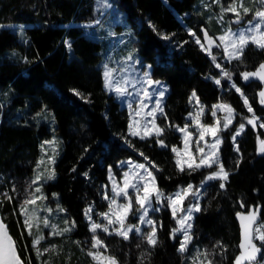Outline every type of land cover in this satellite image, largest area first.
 <instances>
[{"label":"trees","instance_id":"16d2710c","mask_svg":"<svg viewBox=\"0 0 264 264\" xmlns=\"http://www.w3.org/2000/svg\"><path fill=\"white\" fill-rule=\"evenodd\" d=\"M117 1L136 31L143 62L152 65L154 78L170 86L165 115L160 119L165 130L160 139L168 147H161L156 137H135L131 141L160 167L157 184L164 193L180 185L199 184L210 169L179 170L171 149L179 147L181 140L172 126L185 125L194 90L205 107L212 109L224 101L237 111L236 125L245 122L249 111L229 81L239 86L254 112L264 119V106L258 100L261 84L246 83L240 75L255 70L264 61V49L249 44L240 60L224 62L220 55L213 60L191 34L204 39V30L214 37L219 33L217 22L208 21L206 12L200 11L201 0ZM95 2L0 0V185L11 197L0 199V211L24 264H96L85 250L90 236L85 209L94 205L95 218L99 219L98 213L107 209L101 189L109 183L108 168L113 167L119 174L117 165L121 160L140 158L122 141L128 134L130 115L105 88L102 42L79 25L95 17ZM11 23L30 26L21 37L7 26ZM213 24L218 29H213ZM161 32L174 34L183 43L181 49L169 52L159 36ZM225 69L231 73V80L220 75ZM214 76L222 77L220 86L211 78ZM72 90L86 96V100ZM44 110L49 113L47 120L41 115ZM51 113L61 139V152L56 153V178L46 182L44 190L54 205L64 210L63 218L75 221V227L52 238L50 242L58 248L42 258L33 248L35 233L28 235L19 195L24 179L35 177L43 141L53 133ZM232 133L226 134L221 149L229 178L223 188L220 180L207 185L192 232L193 244L210 249L218 243L223 245L222 264H233L239 253L236 214L261 204L264 221V154L257 152L264 131L259 127L256 132L249 126L238 139V152ZM158 220L163 226L158 229L155 247L147 241L124 240L104 233L101 237L107 245L106 252L120 264H185L183 254L177 251L180 237L176 234L173 239L170 235L176 219L167 209L158 214ZM40 231L45 233L43 227Z\"/></svg>","mask_w":264,"mask_h":264},{"label":"snow or ice","instance_id":"6c2138e0","mask_svg":"<svg viewBox=\"0 0 264 264\" xmlns=\"http://www.w3.org/2000/svg\"><path fill=\"white\" fill-rule=\"evenodd\" d=\"M105 2V0H102ZM258 7L250 8L245 6V0H231V2L225 7L221 0H215V3L220 5L222 14L232 13L234 15V20L229 21V27L225 30L224 34L219 37L221 41L220 44L216 43V40L208 35V32L204 30V37L207 41V45L201 43L199 37H196V43L200 45L201 49L211 55V48L215 45L218 48H223L224 52L227 54L226 58L228 60H240L244 49L249 45H254L256 48L264 49V0H253ZM110 6V5H109ZM251 14V18L245 19ZM220 20L223 21V15L220 16ZM235 23L237 25L243 24V27H237L234 31L231 27V24ZM155 30V26H153ZM195 36V33H191ZM164 39H169L165 36ZM128 60H133V57L130 55ZM215 60V57H212ZM139 61L133 60V66ZM129 66V68L133 67ZM150 67V66H146ZM217 68H220V64H216ZM129 68L123 69L125 73L129 71ZM104 78L106 81V86L109 90H113V73L116 72L115 68H109L107 64L104 65ZM223 77H227L228 80H231V73L226 69L222 72ZM241 79L248 81L251 78H255L261 82H264V63L259 64L258 68L252 72H242ZM217 85L220 84V80H216ZM131 84L133 89L137 92V96L132 100L128 101L127 106L132 108V103L139 100L138 107L133 109L134 118L132 123L129 124V133L132 136H139L141 139L147 137H156L157 143L161 147H168L165 145L164 140L160 137L164 134V129L156 124V114L165 115L162 107V97L166 89L163 87L149 91V87L152 85H159V81H154L151 79L150 73L145 71L140 75L139 80L124 79L121 77L120 82L114 88L117 96L119 98L131 97L132 93L128 91V85ZM147 85V87H141L140 89H135V85ZM232 88L236 90L237 93L243 98V103L247 106V109L252 113L251 118L245 117L246 123L252 125L253 128L256 127L257 123L260 121V118L255 115V112L248 102L247 96L244 95L243 91L236 86L233 82L231 85ZM76 95H81L76 90H72ZM158 96L155 101H152L153 96ZM259 103L264 105V89L259 93ZM148 102L153 103V107L145 111L148 108ZM195 101L196 104H199V98L196 96L195 90L192 92L190 97V103ZM223 110L226 112L224 117L223 128L227 129L232 120L235 118V110L228 104L218 103L212 106L211 115L216 117L217 111ZM143 113V121L135 119V117H140ZM204 114V107L200 106L196 109L195 114L189 113V116L195 122L198 132L197 138L194 141L196 146V154H193L191 151L193 141L190 139L193 135L192 132L188 130V124L186 123L184 127L178 125L172 126L175 130L183 134V149L172 147V151L176 153V164L181 172L185 171H195L200 168H212L213 165H217V170L211 172L205 181L220 179L226 181L228 179L229 173L225 170L223 163L219 159V148L218 146L222 143L221 138L219 137V132L222 130L220 127V119L217 118L214 124L204 125L200 122V117ZM151 117V119H148ZM259 126L264 128V122H260ZM245 123H240L235 133L232 135L233 141L240 133L244 130ZM137 129H140L139 131ZM207 136L213 138L212 143H208L206 140ZM201 142H204V146H201ZM54 143L52 141H45V144ZM205 147L209 150L206 152ZM236 151H239V146H236ZM258 153L264 154V140H259L258 144ZM143 156V153H140ZM197 155L199 157V162H197ZM147 159V157H145ZM49 161L54 164V156L49 157ZM41 164L44 161L40 162ZM122 164L131 163L121 162ZM142 170V171H141ZM47 173V174H45ZM85 175H87L85 173ZM55 178V169H45L44 172H39L36 174L34 180L31 184H39L42 179L52 180ZM112 180L111 191L112 196H109L107 192L103 194V198L109 201L108 211L98 213V215L104 217L106 224H99L92 220V206L90 205L85 209L84 215L90 221L89 231L93 233L92 240L90 243V250L88 255L96 262V264H119L114 256L105 255L102 251H92V249H101L107 248V245L95 235L98 229H102L103 232L108 233L109 235H116L124 240H128L130 233L135 231L137 234H141L142 230L139 225H150L151 230L149 232L143 233L142 237L147 241L149 245L155 247L158 243L157 237V221L149 217V211L156 213L160 210L161 206H167L171 209V215L175 219L178 212L181 213L177 223L179 227L172 229L170 235L174 239L176 233H182L183 239L180 241L179 248L177 249L180 253L188 252V245L192 242L191 220L193 218L194 212H199L201 210L198 203L199 200V190L193 185L189 184L184 188L179 189L176 193L165 195L163 191L156 184V178L153 174V171L146 167L145 164H134L131 163L129 171L123 173L122 183L117 182V180L110 175L109 177ZM201 182V187L204 182ZM31 187V185H30ZM43 185L36 187L31 193L28 194L27 198L21 205V212L25 215L24 224L28 229V235H33V227L39 230L40 227V218L38 216L29 215L28 205H36L37 200L47 199L41 193V188ZM105 188L108 186L105 185ZM221 188L224 187V184L221 183ZM129 190L132 191V195L129 194ZM40 194V195H37ZM56 194L54 193L53 196ZM189 196L193 197L196 200V203H191L187 208L183 206V201ZM123 198V202H120ZM11 200V197H8ZM156 201L154 205L152 202ZM243 207V203L241 202ZM63 211V209H60ZM46 211L52 212L51 208H47ZM260 208L255 206L250 208L249 211L245 213H237V217L240 221L241 226V243L238 245L240 249L239 255H237L233 261V264H262L261 260L258 259V256L262 252V247H258L256 241L262 242L264 246V222L257 223L259 218ZM129 215L138 219V224H128L127 219ZM35 222V223H34ZM45 227L51 229L49 235L52 236H63L66 232H71L75 227V221H65L66 227L63 229L58 228L56 225L50 224L47 217L43 218L42 221ZM163 225L161 224L160 227ZM111 229V231H110ZM45 237L42 234H38L33 238L32 244L38 256L43 255V252L55 251V246L52 248L45 247L41 251L39 245ZM79 244V241L76 242ZM139 247V245H137ZM219 249V253L216 250ZM224 247L221 243H218L214 246L213 252H209L207 249L203 251L198 250V254L193 258V264H213V260L210 258L214 254H222ZM203 257V259H201ZM0 264H24V261L20 258V254L17 251L16 241L12 238L11 234L8 232L7 225L4 223V218L0 217Z\"/></svg>","mask_w":264,"mask_h":264},{"label":"rangeland","instance_id":"374dc122","mask_svg":"<svg viewBox=\"0 0 264 264\" xmlns=\"http://www.w3.org/2000/svg\"><path fill=\"white\" fill-rule=\"evenodd\" d=\"M221 2L226 7L231 2V0H221ZM199 6H201V7H199L200 11H205L206 12V17H207L208 21L215 20L217 22V24L219 26V33L216 34V37H214V36H212V37L216 40L217 44H220L221 41L219 40V37L221 35H223L225 30L229 27V21H233L234 20V15L232 13L222 14L221 7H220V5L215 3V0H201ZM245 6L250 7V8L258 7V5L253 2V0H245ZM94 10H95V12H94L95 17L93 19H89L87 21H81V22H79V25L84 27V29H85V31L87 32L88 35H90V36H92V37H94L96 39H99V41L102 42L104 58H103V60L101 62V67L103 69V73L105 71V69H104V65L105 64H107L109 68H115L116 69V72L113 73V90H109L107 88L106 81H105V78H104V75H103L104 85H105L106 90L110 94L114 95L115 99L119 101V103L121 104V107L126 108V110L128 111V113L130 115L129 124L132 123V120L134 118L133 109L138 107L139 100L136 99V101L134 103H132V108H129L127 106L128 101L132 100L134 97L137 96V92L133 89L131 84L128 85V91L130 93H132L131 97L119 98L117 96L116 92L114 91V88L117 86L118 82H120L121 77H124V79H128L129 81H131L133 79L139 80L140 79V75L143 72H145V71L149 72L152 80L160 82L159 85H152L151 87H149V91H153V90L159 89L161 87L166 89V91L164 93V96L162 97V107H163V112H164V106H165L166 97L170 94V86H169V84L166 81L154 78L152 76V65L143 62L141 54H140V51H139V39H138V37L136 35L135 29L132 27V25L128 21V18H127V15H126L125 11L120 7V5H119L117 0H105V2H102V0H96L95 6H94ZM221 15H223V21L220 20V16ZM249 18H251V14H249L248 17H245V19H249ZM149 24L152 26L151 23H149ZM138 25H141V21H138ZM7 26L10 27L11 29L15 30V31H18L20 36L23 37L24 34H25L26 28L28 26H30V25L24 24V27H23L21 24L11 23V24H8ZM231 27L235 31L237 29V27H243V24L237 25L235 23H232ZM212 28L213 29H216V28L218 29L216 24H213ZM191 32L192 31H190V33ZM159 36L164 41V43L167 45L169 52H172L174 50H179L183 46V43L180 40H178L174 36V34H167L165 32H161V33H159ZM165 36L169 37V39H164ZM209 36H211V35H209ZM196 37H199V36L198 35L193 36V39L195 41H196ZM199 39H200L201 43H204L205 45H207V41L205 40V37H204V39L199 37ZM207 54L210 57L214 56L215 58L220 55L224 62L225 61L234 62L236 60V59L228 60L226 58L227 54L224 52L223 48H218L215 45H213L212 48H211V55L209 53H207ZM130 55L133 57V60L139 61L138 63H135L134 66H133V60H128L127 59ZM129 66H133V67L129 68ZM146 66H150V67H146ZM125 68H129V71L127 73H125L123 71V69H125ZM220 75L223 76L222 72L220 73ZM221 76H219V77L218 76L217 77L214 76V77H211V78L214 81L220 80V84H219V86H220L221 82H222V80H221L222 77ZM233 82L234 81H229V85L231 86ZM142 86L143 87H147V85L137 84V85H135V89H140ZM236 86H238V85L236 84ZM78 96L80 98L86 100V98H85L86 96H83V95H78ZM157 98H159V97L154 95L152 97V101H155ZM146 103H148V108L145 109V111H148V110H150L153 107V103L152 102H148V101H146ZM219 103L228 104V103H226L224 101H220ZM214 105H216V104H214ZM228 105H230V104H228ZM190 106L191 107H190V112L189 113H193V114H195V111H196V109L198 107H200V106L204 107V114L200 117V122L202 124H204V125L214 124V122H215V120L217 118L220 119V121H221L220 127H221L222 130L219 132V137L221 138L222 143L218 146V148H219L218 155H219L220 161L222 162V160H221V158H222L221 157V149H222V146L224 144V139L226 137V134H228L229 132H233L232 133V135H233L235 133L236 129L238 128V126H239V125H236V121L238 120L237 119L238 118L237 111L230 105L232 107V109L235 110V118L232 120V123L230 124V126L227 129H224L223 128V123H224V117L226 115L225 111L219 110V111H217L216 117H213L211 115V109L205 107L202 104V102L200 101V99H199V104H196L195 101H193ZM189 113L186 116V123L188 124V130L193 133L192 137L190 138L193 141L191 151H192L193 154H196V146H195L194 141L197 138L198 128H197L195 122L189 116ZM48 114L49 113H48L47 110H44L42 112L41 115H42L43 120H47ZM255 115L260 118V121L258 122V126H259L260 122H264V119L261 116H259L257 113H255ZM51 116H52L53 122L52 123L49 122V123L52 125V132L53 133L51 135V138H49L46 141H52L54 143L45 144V141H43L42 155H41V157H40V159H39V161L37 163L38 167H37L36 174L39 173V172H44L45 169H49L50 170V169L54 168V165H55V163H56V161L58 159V156L56 157V153L58 151L61 152V139H60V136H59V134H58V132L56 130V124L54 122V117H53L52 113H51ZM163 116L164 115H161L159 113L156 114V121L155 122L161 128H163V127L160 124V119ZM251 116H252V113H250V112H248L247 115H246V117H248V118H251ZM135 119L143 121V113L141 114L140 117H135ZM148 119H151V117H148ZM243 123H245V128L240 133V135L236 137L235 141H233L232 135H230L231 140H232V142L234 144L235 150H236V146L237 145L239 146L238 139L245 133V131L249 127L248 126L249 124H247L246 121L245 122L243 121ZM184 126L185 125L180 126V127L182 128ZM234 126H235V128H233ZM261 129L264 131V128H261ZM137 130L139 131L140 129H137ZM176 132L179 134L180 140H181V145L179 147H177V148L183 149V147H184L183 134L180 133L177 130H176ZM135 137L140 138L139 136H132L129 133V130H128L127 136H125L122 139V141H123L124 145H126L130 150L135 152L140 158L139 159L126 158V159L121 160L118 163V165H117L118 169H119V174H117L115 172L113 167H109L108 168L109 183L105 184L108 187L105 188L104 187L105 185H103L102 189H101L102 199L107 205V209L104 212L108 211L109 201L105 200L103 198V194L105 192H107L109 196L113 195V193L111 191L112 180L109 178L110 175L113 176L117 180V182H121L122 183L123 173L126 172V171H129V168L131 167V163H134V164H145L146 167L150 168L153 171V174L155 175L156 184H157V176L156 175H157L158 171L160 170V167L155 162L151 161L145 155L144 152H142L140 149L135 147V145L131 141V139H133ZM147 138H151V137H147ZM206 140L210 144V143H212L213 138L211 136H207ZM259 140H264V134L260 135ZM58 145H60V148L58 147ZM201 146H204V142H201ZM208 150L209 149L207 147H205V151L207 152ZM140 153H143V156H141ZM174 154H175V160H177L176 153H174ZM52 156H54V159H55V163L54 164H52L49 161V157H52ZM145 157H147V159H145ZM41 161H44V163L41 164L40 163ZM129 161L131 163H125V164L121 163V162H129ZM197 162H199L198 155H197ZM217 167H218L217 165H213L212 168H208V169H210L209 174L211 172H213V171H216ZM200 169H204V168L202 167ZM225 170L227 171L226 168H225ZM227 172L230 174L229 171H227ZM45 174H47V173H45ZM34 178L35 177H32V178L27 177V178L24 179L23 189L21 191L19 190L20 191V195H19V197H20L19 198L20 208H21L22 203L27 198H29L28 194L31 193L39 185H43V187L41 188V193L40 194H42L44 197H47V199L37 200L36 205H28L27 207H28L29 215L38 216L40 218L39 230H40L41 227H43V229L45 230L44 231L45 233L43 234L41 231L39 232V230H37V228H35V227H33L32 232L35 233V236L38 235V234H42L45 237V239L42 240L40 242V245H39L41 251H43V249L45 247L52 248L53 246H55V249H57L58 245L55 244L54 242H50L51 239L55 238L56 236L49 235L51 229L48 228V227H45L43 225V223H42L43 218L47 217L49 222H50V224L56 225L60 229H63L64 227H66L65 221H68L69 223L71 221L68 220L67 218H63L64 213H65L64 210L63 211L60 210V209H62L60 207V205H58V204L54 205V202H52L50 200L51 199L50 196H48V194L45 192L44 184L46 182L50 181V180L42 179L39 182V184H31V182L34 180ZM55 178H56V174H55ZM55 178L52 179V180H55ZM228 178H229V176H228ZM215 180H220V179L207 180V181L204 180L205 182H204L202 187H201V183H199V184L189 183V184L193 185L195 188H197L199 190L200 195H199L198 203L200 205V208H201V201H202L203 195L207 191V185L210 182L215 181ZM227 180L226 181L220 180V181L225 186ZM13 181H14V186H15V182H16L15 179H13L12 182ZM0 184H2V179H0ZM189 184H187V185H189ZM30 185H31V187H30ZM187 185H180L175 190H173L171 193H164V192L163 193L167 196L169 194L176 193L179 189L184 188ZM16 193H17V191H16ZM40 194H37V195H40ZM129 194L130 195L133 194L131 190H129ZM3 197H4V199H6V198H8V195H7L6 191L1 188V185H0V199L3 198ZM52 197H55V196H52ZM42 202L45 203V205H43ZM120 202H123V198H121ZM196 202L197 201L194 200L193 197L189 196L187 199H185L183 201V206L185 208H187L191 203H196ZM152 203L155 205L156 201L153 200ZM91 206H92V209H93V211H92V220L95 221L96 223H99V224H106V220L104 219V217L99 215L100 216L99 219L95 218L96 208L94 207V205H91ZM47 208H51L53 211L52 212H48V211H46ZM167 209L170 210V212H171V209L169 207H167V206H161L160 210L158 212H156V213H153V212L149 211V217L151 219L157 221V237H158V229L160 228V225H161L160 221L158 220V214L162 213L163 211H165ZM99 213H102V212H99ZM197 213L198 212H194L193 213V218L191 220V223H192L191 235H192V232H193V229H194V218H195ZM180 215H181V213L178 212L177 217L175 218L176 219V227L175 228L179 227V225L177 223V220L179 219ZM0 217H2L1 211H0ZM24 217H25V215H24ZM171 217H173V216L171 215ZM85 220H86V223H87L88 228H89L90 221L86 217H85ZM126 223L137 225L139 222H138L137 218L129 215ZM139 226H140V228L142 230L141 234H137L135 231H133L132 233H130V236H129L128 240H131V239L135 238V240L137 242L146 241V240L143 239L142 234L146 233V232H149L151 230V226L150 225H139ZM110 231H111V229H110ZM8 232H9V230H8ZM104 233L105 232H103L102 229H98L97 232L95 233V235L98 236L104 242V244H106L105 241L101 237L102 234H104ZM176 234L180 237V241H181L183 239L182 233L178 232ZM92 236H93V233L90 232V236L88 238L87 246L85 247V250L87 252H89V250H90V243H91V240H92ZM257 243L262 246V242L257 241ZM41 244H44V245H41ZM214 246H216V245H214ZM214 246L211 247V249H210L207 246L197 245V244H193L191 242L188 245L189 251L185 252V253H181L184 256L185 264H193V258L198 254V250L199 251H203V250L207 249L209 252H213ZM92 251H102V252H104L105 255L112 256V255L108 254L106 252V249H104V248H101L99 250L92 249ZM47 253L48 252H43V255H41V257L43 258V256H46L44 254H47ZM210 258L213 260V264H222V255L221 254H214ZM201 259H203V257H201ZM260 260H261L262 264H264V255H263V257Z\"/></svg>","mask_w":264,"mask_h":264},{"label":"water","instance_id":"95a60500","mask_svg":"<svg viewBox=\"0 0 264 264\" xmlns=\"http://www.w3.org/2000/svg\"><path fill=\"white\" fill-rule=\"evenodd\" d=\"M262 63H264V61L262 62ZM258 68V67H257ZM256 68V69H257ZM255 69V70H256ZM255 70H251V71H248V72H252V71H255ZM251 81H256V82H259L260 84H261V89L258 91V93L262 90V89H264V82H261V81H259V80H257V79H255V78H251L250 80H248V81H244V82H246V83H249V82H251ZM258 100H259V96H258ZM262 105V104H261ZM262 106H264V105H262ZM249 126H251L252 128H253V126L252 125H249ZM256 132H258L259 131V126H258V123H257V125H256V127L255 128H253ZM258 149V148H257ZM258 152V151H257ZM260 154V153H259ZM260 155H263V154H260ZM259 206V208H260V212H259V218H258V221H257V223H261L262 221H263V219H262V211H263V206L260 204V205H258ZM253 207H255V206H252L251 208H253ZM248 211H240V212H238V213H247ZM236 219H237V221H238V223H239V226H240V221H239V219H238V217H237V214H236ZM241 239H242V237H241V226H240V242H239V244L241 243ZM256 243H257V241H256ZM257 246L258 247H262V252H261V254L258 256V259L260 260L262 257H263V255H264V247L263 246H261V245H259L258 243H257ZM239 252H240V249H239ZM238 255H239V253H238Z\"/></svg>","mask_w":264,"mask_h":264},{"label":"flooded vegetation","instance_id":"af4514ba","mask_svg":"<svg viewBox=\"0 0 264 264\" xmlns=\"http://www.w3.org/2000/svg\"><path fill=\"white\" fill-rule=\"evenodd\" d=\"M249 126V125H248ZM259 144V143H258Z\"/></svg>","mask_w":264,"mask_h":264}]
</instances>
